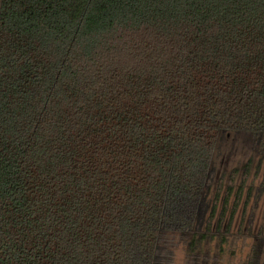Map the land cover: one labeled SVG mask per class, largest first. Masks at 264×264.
I'll return each mask as SVG.
<instances>
[{
  "label": "trees",
  "instance_id": "obj_1",
  "mask_svg": "<svg viewBox=\"0 0 264 264\" xmlns=\"http://www.w3.org/2000/svg\"><path fill=\"white\" fill-rule=\"evenodd\" d=\"M229 134L264 162V0H0V264H264Z\"/></svg>",
  "mask_w": 264,
  "mask_h": 264
},
{
  "label": "rangeland",
  "instance_id": "obj_2",
  "mask_svg": "<svg viewBox=\"0 0 264 264\" xmlns=\"http://www.w3.org/2000/svg\"><path fill=\"white\" fill-rule=\"evenodd\" d=\"M249 141L245 135L241 134H229L224 135L219 141V151L215 158V169H216V178L224 172V178L220 189V194L225 190L228 181L227 174L229 170L237 168L236 174L232 180V192H235L239 185L242 183L243 175L246 173V180L243 186V199L246 197L249 187L251 188V199L250 206L254 199V194L258 190V186H262L260 191V196L258 199V207L256 209V224H260L264 221V162L256 166L257 154L256 151L251 149ZM256 156V157H255ZM252 158V163L247 165V161ZM216 184H213L210 190L209 198L212 201L213 197L216 194ZM249 206V207H250ZM248 207V208H249ZM168 243V251L170 264H185L186 263V247L184 243H181L178 238L175 236ZM207 247L204 245V248ZM214 247V246H212ZM208 249V248H206ZM213 252V251H212ZM211 252V253H212Z\"/></svg>",
  "mask_w": 264,
  "mask_h": 264
}]
</instances>
